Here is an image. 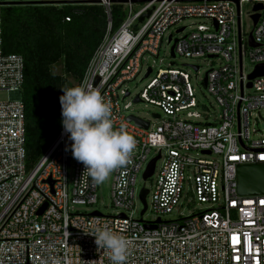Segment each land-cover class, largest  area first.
<instances>
[{"label":"built area","instance_id":"built-area-1","mask_svg":"<svg viewBox=\"0 0 264 264\" xmlns=\"http://www.w3.org/2000/svg\"><path fill=\"white\" fill-rule=\"evenodd\" d=\"M14 1L72 0H0V91L9 95L0 101V264H264V194L240 195L236 181L239 164L264 162V136L253 137L259 129L250 125L252 111L264 108V75L249 79L264 64V0H252L249 30L242 27L244 0H96L107 17L104 36L58 133L32 167L21 98L24 58L2 50V7ZM115 3L123 18L113 28ZM256 4L262 8L254 10ZM186 18L197 21L185 33ZM171 29L185 34L174 38ZM167 32L171 59L212 63L203 84L220 112L209 118L195 110L200 103L190 75L171 62L134 96L161 111L154 123L141 118L148 122L143 128L127 119L124 83L142 71L145 53L159 55ZM247 57L253 66L246 72ZM144 72L148 77L153 67ZM120 149L128 151L112 153ZM157 155L153 173L143 178ZM101 168L113 171L110 198L120 211L77 212L75 205L96 202ZM139 173L154 177L151 189L136 192ZM142 189L145 209L135 216ZM187 194L202 207L163 219ZM149 207L157 213L152 221L143 218Z\"/></svg>","mask_w":264,"mask_h":264},{"label":"trees","instance_id":"trees-1","mask_svg":"<svg viewBox=\"0 0 264 264\" xmlns=\"http://www.w3.org/2000/svg\"><path fill=\"white\" fill-rule=\"evenodd\" d=\"M87 1L2 7V50L24 58L21 98L28 167L38 161L58 133L86 65L104 36L105 10ZM122 18V4H113V28ZM57 64L61 65L59 74L52 70ZM68 77L76 81L74 87Z\"/></svg>","mask_w":264,"mask_h":264},{"label":"rangeland","instance_id":"rangeland-1","mask_svg":"<svg viewBox=\"0 0 264 264\" xmlns=\"http://www.w3.org/2000/svg\"><path fill=\"white\" fill-rule=\"evenodd\" d=\"M141 6V4L136 3L132 5L133 9H138ZM253 6L252 0H244L241 2V18H242V27L245 30L251 29V23L250 20L247 18L246 13L251 9ZM197 20L193 18H186L184 19L180 24L187 26L185 29V33L189 31L191 28L195 27V25L191 24L196 22ZM170 32H173L174 38L175 37H182L185 33H175V29H171ZM171 45L172 43L168 41V32L165 34L161 47L159 50V55L157 57H153L152 55L145 53L143 58V68L142 71L131 81H126L124 83V87L130 92V95L127 96L123 100V104L129 103L127 114H133L140 118L149 119L152 121V123L156 122V119L153 118L154 113H160V109L147 102V101H138L134 102V96L139 93L144 86L149 82L151 77L154 76L155 72L157 71V68L159 66H168L169 63L173 62V65L178 68H182L190 75V81L192 84V87L195 90L196 98L199 100V105L195 108L196 111H199L201 113L208 112L209 118H212L215 114H219L220 109L218 106V103L216 99L211 96L210 93L207 92L206 88L203 84V79L205 73L211 68L212 63L208 59L203 58H189L178 55L175 59L170 58V52H171ZM199 64L198 71H195L193 68H191L189 65H183V64ZM151 65L153 67V72L148 76L144 77V66ZM253 64L249 61V58L247 57L244 59V71H249L252 68ZM52 70L55 73H61V65L57 64L52 66ZM68 81L71 83L72 87L76 85V81L72 77H68ZM73 91V90H72ZM8 93L5 91H0V101H5L8 99ZM256 114V116H255ZM252 118L250 120L251 128L255 127L258 128L259 131L257 133H252L253 137H259L260 135L264 136V108H261L259 111L254 110L252 111ZM200 119H204L202 116ZM258 121L257 123H254ZM106 153L107 151L104 150ZM127 149H120V150H113L112 153H120V152H127ZM161 164V161H158L157 163V169L159 168ZM73 174V168L72 163H70L68 167V176L69 179L72 177ZM112 180H113V171L111 170H105L104 168H101L98 177H97V200L93 204L89 205H75L74 210L80 213H89L93 210H98L99 212L103 214H115L120 211V208L115 207L111 203L110 198V191L112 188ZM154 177L152 179H146L143 180L141 177V173H139L136 176L135 179V188L136 192L139 191V189L142 186H145L147 189H151V184L153 183ZM150 200V195H148V201ZM150 202V201H149ZM143 207V203L140 200H136L135 202V210L134 215L139 216V213ZM202 207L200 204H198L195 200L192 199V196L190 194L185 195L181 201L179 206L176 210H174L171 214H164L163 219H173L176 218L179 213H183L184 215H189L193 212H195L198 208ZM157 217V213L149 207L148 210L144 214L145 220H154Z\"/></svg>","mask_w":264,"mask_h":264},{"label":"water","instance_id":"water-1","mask_svg":"<svg viewBox=\"0 0 264 264\" xmlns=\"http://www.w3.org/2000/svg\"><path fill=\"white\" fill-rule=\"evenodd\" d=\"M134 1L143 2L144 0H134ZM235 1L238 2V0H235ZM87 2L98 3V1L96 0H88ZM112 2H126V0H112ZM3 4L4 6H6V5H29V4L30 5H45L49 3L45 1H14V2H6ZM260 8H262V4H256L254 7V10H259ZM253 18H254V21H256L258 18V14H254ZM171 54L173 55V47H171ZM259 75H264V64L257 65L255 70L251 74H249V79H252ZM133 101L138 102L139 98L135 97ZM154 116L158 117V114H154ZM127 119L129 121L134 122L135 124L139 126H142L143 128L148 127L147 121H144L141 118L133 114L128 115ZM158 158H159V155L153 157L149 161L147 168L145 169L143 173V178H147L153 173L155 162ZM236 181H237V192L240 195L264 194V162H257L253 164H246V163L239 164L237 166ZM146 193H147L146 189H142L140 192V199H141V202L143 203V210L141 212H143L145 209ZM41 211L42 209L40 210V212ZM94 213H97V212H94Z\"/></svg>","mask_w":264,"mask_h":264}]
</instances>
